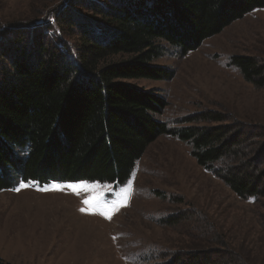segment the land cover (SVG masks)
<instances>
[{"label": "trees", "instance_id": "obj_1", "mask_svg": "<svg viewBox=\"0 0 264 264\" xmlns=\"http://www.w3.org/2000/svg\"><path fill=\"white\" fill-rule=\"evenodd\" d=\"M64 5L55 6L52 25L35 20L28 37L9 40L0 53V192L19 182L123 186L147 148L168 135L186 143L196 164L237 198H264V126L204 111L171 130L156 119L167 107L157 91L121 82L170 80L171 70L151 64L162 44L186 56L264 9V0H95L97 21ZM64 36L73 38V52ZM229 66L264 90V60L234 56ZM185 217L163 222L174 226ZM198 222L196 231L207 237L176 250L166 264H264Z\"/></svg>", "mask_w": 264, "mask_h": 264}, {"label": "rangeland", "instance_id": "obj_2", "mask_svg": "<svg viewBox=\"0 0 264 264\" xmlns=\"http://www.w3.org/2000/svg\"><path fill=\"white\" fill-rule=\"evenodd\" d=\"M62 3L70 4L63 7L71 14L97 21L95 0H0V53L8 49L9 40L28 37L35 20L52 25L55 6ZM54 38L50 42L56 45ZM63 40L73 52V38ZM161 54L151 64L171 70L170 80L121 82L157 91L167 107L156 119L169 129L190 126L187 120L204 111L228 114L251 128L264 126V90L246 83L229 66L234 56L264 60V9L232 23L186 56L167 44H162ZM189 151L177 137L164 135L147 148L123 186L19 182L0 192V258L7 264H166L176 250L196 247L200 237H207L196 231L202 228L200 219L244 256L263 263L264 198H237L200 168ZM68 185L97 187L80 188L76 194ZM125 190L126 206L110 219L80 211L86 208L83 201L96 193L111 205ZM179 213L186 215L179 224H164Z\"/></svg>", "mask_w": 264, "mask_h": 264}, {"label": "snow or ice", "instance_id": "obj_3", "mask_svg": "<svg viewBox=\"0 0 264 264\" xmlns=\"http://www.w3.org/2000/svg\"><path fill=\"white\" fill-rule=\"evenodd\" d=\"M24 184H21V187H24ZM69 188L76 194H78V189L87 187L88 190L94 191L96 185L86 186V185H68ZM18 190V189H17ZM102 193H96L90 199L83 201V204L86 205V208H81L80 211H88L90 213H98L104 216L106 219H110L114 211L118 210L121 206H126L128 199L127 190H125L122 197L118 198L116 201H113L111 205H105L102 202Z\"/></svg>", "mask_w": 264, "mask_h": 264}]
</instances>
